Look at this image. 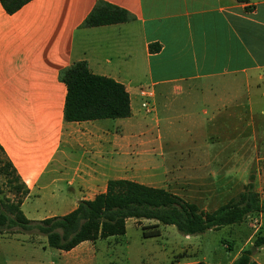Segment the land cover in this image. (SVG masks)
I'll use <instances>...</instances> for the list:
<instances>
[{"label":"crops","instance_id":"1","mask_svg":"<svg viewBox=\"0 0 264 264\" xmlns=\"http://www.w3.org/2000/svg\"><path fill=\"white\" fill-rule=\"evenodd\" d=\"M96 1L29 0L12 13L0 3V143L28 186L20 206L29 218L64 214L80 199L104 191L110 178L184 195V185L222 171L201 174L199 164L190 174L181 165L166 170V162L221 159L220 142L212 148L208 137L186 133L215 113L242 110L253 121L264 101V0H107L134 18L82 25ZM150 42L159 48L150 51ZM77 59L125 85L129 116L64 120L66 84L59 71ZM217 76L221 84L213 87ZM144 85L154 91L155 115L141 106ZM175 92L190 99L174 98ZM193 98L203 105L197 111L190 109ZM177 106L184 113L175 117ZM198 112L210 115L202 119ZM156 171L165 183L152 181ZM214 183L202 191L208 202L221 195V184ZM129 219L137 218L129 217L126 225ZM111 236L65 250L48 246L44 236L20 234L15 237L24 248L0 251V264L109 263L97 242Z\"/></svg>","mask_w":264,"mask_h":264},{"label":"trees","instance_id":"2","mask_svg":"<svg viewBox=\"0 0 264 264\" xmlns=\"http://www.w3.org/2000/svg\"><path fill=\"white\" fill-rule=\"evenodd\" d=\"M29 0H0L6 12L12 13ZM247 1V0H239ZM134 18L126 8L97 0L82 25L116 23ZM160 44L150 42V51ZM66 84L63 107L64 120H86L105 117H126L131 114L129 92L125 85L111 76L94 73L85 59H77L59 71ZM4 155L0 171L14 191L15 199L0 196V233L17 228L46 237L48 246L68 250L83 240L123 234L129 217L155 219L172 223L184 234L200 233L222 225L240 223L250 214L264 216V199L254 187L250 174L237 196L206 210L194 201L162 186L139 182L130 178H110L106 189L92 198L80 199L73 209L60 215L29 218L21 209L28 194V186L0 143ZM156 225V223L154 224ZM144 235L158 234V228L144 231ZM264 245V231L258 232L249 246L241 249L230 264H248L255 248Z\"/></svg>","mask_w":264,"mask_h":264},{"label":"rangeland","instance_id":"3","mask_svg":"<svg viewBox=\"0 0 264 264\" xmlns=\"http://www.w3.org/2000/svg\"><path fill=\"white\" fill-rule=\"evenodd\" d=\"M220 78V76L214 77L210 84L213 87L221 84ZM142 81L144 83L145 80ZM172 96L179 99H190L180 92H175ZM196 101L194 98L192 99L190 109L197 111L203 105L199 98ZM153 108L152 111H146L143 108V111L146 114L155 115L154 103ZM177 108L179 112L174 113L175 117L184 113L182 106H177ZM255 108L256 110L252 113L254 123L248 114L242 110L232 114L215 113L212 114L213 120L202 124L201 128L197 130L192 129V132L186 133V135L201 133L203 138L208 137L212 148L217 147L220 142L219 150L222 154L219 156L221 159L210 162L176 161L173 163L174 166L169 165L170 162H166V170L181 165L179 169L186 170V174H190L193 172L192 169H196L195 165L199 164L201 167L198 170L201 174H205L209 169H222V171L219 176L214 178L199 177V183L192 182L184 185L182 197L196 202L202 209L211 210L214 206L237 196L243 190L249 175L254 174L255 189L264 199V101ZM195 115L205 119L206 116L210 115V112L207 114L198 112ZM232 118L239 120V122L231 123ZM215 125L216 127L213 128ZM177 132L179 133L180 130H175V133ZM2 157L4 158V155L0 153V165L2 164ZM226 172H229L228 175ZM197 180L195 181L197 182ZM152 181L158 184L165 183L166 179L163 172L156 171V178ZM212 181L215 182L214 184H221V195L219 194L220 198L217 200L208 202L203 197L205 194L202 191L208 190L211 185L209 183ZM0 196L16 198L13 189L1 171ZM155 223L156 225H154ZM153 228H158L159 233L144 235V231ZM260 231H264V216L260 213L250 214L245 220L234 225H222L219 228L207 229L194 234H184L172 223H162L155 219L139 217L138 219H129L125 233L111 236L109 239H100L97 244L101 249L99 253L111 260L104 264H227L233 255H236L242 248L249 246ZM26 233L28 232L19 231L17 228L4 230L0 234H10V236L12 234V237H7V240L6 237L0 235V251L9 248H24L22 246L24 242L18 241L15 236ZM28 234L45 237V235L35 232ZM42 237L40 238L42 239ZM263 250L254 249L251 256H254L257 262L251 261L250 264L262 263L263 256L261 254L264 253Z\"/></svg>","mask_w":264,"mask_h":264},{"label":"built area","instance_id":"4","mask_svg":"<svg viewBox=\"0 0 264 264\" xmlns=\"http://www.w3.org/2000/svg\"><path fill=\"white\" fill-rule=\"evenodd\" d=\"M139 93L142 97L141 100V106L146 110V111H152L153 108V101L152 98L154 96V91L151 86H141L139 89Z\"/></svg>","mask_w":264,"mask_h":264}]
</instances>
